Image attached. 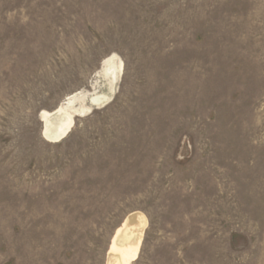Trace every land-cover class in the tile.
Here are the masks:
<instances>
[{
	"label": "rangeland",
	"instance_id": "374dc122",
	"mask_svg": "<svg viewBox=\"0 0 264 264\" xmlns=\"http://www.w3.org/2000/svg\"><path fill=\"white\" fill-rule=\"evenodd\" d=\"M135 213L130 264H264V0H0V264H107Z\"/></svg>",
	"mask_w": 264,
	"mask_h": 264
},
{
	"label": "bare ground",
	"instance_id": "6f19581e",
	"mask_svg": "<svg viewBox=\"0 0 264 264\" xmlns=\"http://www.w3.org/2000/svg\"><path fill=\"white\" fill-rule=\"evenodd\" d=\"M98 74L102 78L107 79L109 86L111 87L116 78H118L116 64L113 59L110 62L108 61ZM94 88L96 89V87ZM111 94H113V92ZM109 96L103 94H84L80 97L79 95L77 99L69 100L70 102H68V104L62 106L57 111L55 110L56 112L51 114L44 113V132H42L45 139L49 142H58L65 138L74 125L72 115L79 113L80 111L84 113V111H86L89 107L95 106L98 103L99 97L102 98V101H106ZM76 101L79 102L77 108L74 106ZM144 223L145 217L140 213L130 215L123 222L121 227L115 232L112 239L111 247L108 252L107 264H130V261L136 257L138 247L142 239Z\"/></svg>",
	"mask_w": 264,
	"mask_h": 264
}]
</instances>
